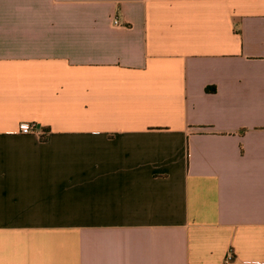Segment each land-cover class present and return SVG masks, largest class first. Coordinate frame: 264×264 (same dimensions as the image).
Wrapping results in <instances>:
<instances>
[{
	"label": "crops",
	"instance_id": "0c3cea01",
	"mask_svg": "<svg viewBox=\"0 0 264 264\" xmlns=\"http://www.w3.org/2000/svg\"><path fill=\"white\" fill-rule=\"evenodd\" d=\"M0 264H264V0H0Z\"/></svg>",
	"mask_w": 264,
	"mask_h": 264
},
{
	"label": "built area",
	"instance_id": "2783aa9c",
	"mask_svg": "<svg viewBox=\"0 0 264 264\" xmlns=\"http://www.w3.org/2000/svg\"><path fill=\"white\" fill-rule=\"evenodd\" d=\"M114 25L115 26H121V23L119 22L118 19H116L114 21ZM20 133L23 134V135H30V134H36L37 132H36L33 124L23 123L20 126ZM227 260H228V262H232L233 261V257L232 256H229L227 258Z\"/></svg>",
	"mask_w": 264,
	"mask_h": 264
}]
</instances>
